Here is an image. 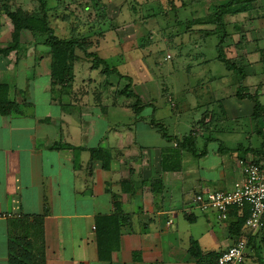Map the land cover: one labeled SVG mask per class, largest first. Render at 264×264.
I'll return each mask as SVG.
<instances>
[{"label":"crops","instance_id":"1","mask_svg":"<svg viewBox=\"0 0 264 264\" xmlns=\"http://www.w3.org/2000/svg\"><path fill=\"white\" fill-rule=\"evenodd\" d=\"M6 17L0 15V49L6 48L1 37ZM263 20L246 14L227 17L225 56L244 75L227 71V82L222 83L225 76L217 61L209 62L219 77L200 76L204 95L198 104L210 108L219 103L226 114L220 124L214 121L220 111H209L208 125L200 124L204 115L194 123L196 151L172 159L175 171L162 170V162L177 147L157 127L169 132L164 111L154 104L164 95L155 90L152 108L138 115L132 101L126 104L122 94L109 93L108 82L98 84L105 88L96 90L98 97L93 98L91 74L76 79L81 60L74 66L73 83L81 92L78 97L74 87L62 92L52 86L49 48L28 33L18 50L0 55V84L10 86V98L18 105L11 115L0 113V264H8L9 242L20 237L31 244V264H216L236 238L249 234L243 227L240 236L232 235L235 212L221 222L214 213L186 211L193 207V196L204 190H232L242 178L240 161L264 168ZM247 22L255 30L244 29ZM199 49H205L203 42ZM13 54L16 59L11 61ZM205 60L200 55L198 65L204 70L210 65ZM238 88L259 102L256 117L255 103L238 99ZM38 89L43 97L23 98L25 91ZM176 108L180 111L171 110L172 117L182 115L183 108ZM218 127H223L222 135L227 133L221 137L228 136L229 146L211 137ZM169 136L182 140L188 135ZM114 215L119 228L109 226L112 239L100 258L98 220ZM252 238L243 264H264L259 248L264 249V239Z\"/></svg>","mask_w":264,"mask_h":264},{"label":"rangeland","instance_id":"2","mask_svg":"<svg viewBox=\"0 0 264 264\" xmlns=\"http://www.w3.org/2000/svg\"><path fill=\"white\" fill-rule=\"evenodd\" d=\"M45 1L48 24L53 28L55 35L64 40H78L90 50H95L98 57L107 61L110 67H115L123 76H130L133 80L130 88L140 98L139 104L142 103L147 105L148 108H152L154 91L156 90L157 93L164 95V98L154 100V104L164 111L165 121L169 127V135H191L194 123L198 122L203 115L200 123H203V125L212 123L211 118L208 117L210 112L220 111L221 116L216 117L215 115L214 121H219L224 116L221 114L222 110L219 103L215 107L208 108V104H198L199 100H197V98L200 99L204 95L199 85L200 76L201 79L205 76L209 80V73H212L213 77L218 78L216 69L219 67V72L225 76L222 83L227 82L228 79L227 70L219 62L216 63L217 67L209 63L210 65H207L205 70L201 68L202 65H198L201 54L206 55V59H212L218 54L215 49V44L218 42L217 38L212 36L205 39V49H199L202 43L195 40V38L194 40L198 43L189 38L188 42L185 36L181 40L180 31L186 29V24L189 21L205 20L216 7L226 4L229 0ZM5 6L11 11L19 10L23 14H32L40 11L41 2L39 0H0L1 16H7ZM250 16H256L255 12H252ZM235 20L231 19V21ZM10 22L9 19L3 22L4 30L1 37L5 41L4 46L6 48L13 45V28ZM259 24L264 27V20L260 21ZM253 25L247 22L244 29L255 30ZM188 27L190 28V26ZM259 38H261V35H259ZM36 40L43 45L46 43V39L41 37ZM76 52L79 55V60L82 61L76 68V79L89 78L91 74L90 77L94 82L93 98L98 97L96 90L99 89L100 93L105 88L104 85L98 87L100 82L109 83V93L121 94L128 81L118 75H104L101 71L92 70L91 60L85 57V54L80 50L77 49ZM13 56L11 61L16 59L15 54ZM214 66L216 67L215 72H213ZM209 67L211 68L210 71L208 70ZM219 80L216 82H219ZM147 81L151 83L147 84ZM212 83V81L209 83V87L213 86ZM38 85L43 86V81H39ZM77 85L72 86V88L74 87L78 97L82 87L77 88ZM37 91L38 93L25 91L22 94L23 98L43 97L40 90ZM213 91L210 92V97H213ZM120 98L126 104L132 101V106L136 107L137 98L133 97L131 100H127L123 96H120ZM205 98H208V96ZM211 101L213 103L212 98ZM92 104L94 106V101H92ZM198 105L201 107L197 108ZM220 105L224 107L223 103ZM175 107H181V110L183 108L180 117H172L171 110L180 111L179 108L175 109ZM121 119L127 120L128 117H122ZM155 119H158V117H155ZM177 125L179 129H176ZM222 128L218 127V131L212 133L211 137L223 142L224 147L229 146L228 136L223 137L224 139L221 137L227 135V133L222 135L223 132L220 131ZM199 143L202 146L201 142ZM215 145L216 143H213L210 146L212 148ZM256 236L264 239V233L262 232ZM259 248L262 250L261 253L264 254L263 247L260 246Z\"/></svg>","mask_w":264,"mask_h":264},{"label":"trees","instance_id":"3","mask_svg":"<svg viewBox=\"0 0 264 264\" xmlns=\"http://www.w3.org/2000/svg\"><path fill=\"white\" fill-rule=\"evenodd\" d=\"M41 2V9L39 12L28 14L22 13L19 10L11 11L6 6L5 14L13 25L12 33V43L13 45L9 48L0 49V55L8 56L13 51L19 49L22 41V35L24 33L31 34L34 39L44 38L46 39L45 46L49 48V53L51 55V78L52 86H60L61 91L64 92L67 89H71L75 81L74 66L79 62V55L76 50H80L85 54V57L91 60L92 70L101 71L104 75H118L122 79L128 81L127 86L121 92L123 96L131 99L133 97L136 99V107L131 106L134 112L138 115L148 106L144 104H139L140 98L131 90L132 78L130 76H123L115 67H110L108 62L102 60L98 57L95 50H90L84 44L78 40H64L55 35L53 28L48 24V14L46 13V1L39 0ZM95 2V0H90ZM87 8V7H86ZM98 9V8H97ZM264 0H229L226 4H222L216 7L213 12L204 20L189 21L186 24V29L184 28L181 32L180 39L182 40L185 36L186 40L189 42L188 38L195 41L198 40L200 43H204L205 39L210 37H216L218 42L215 44V49L217 55L212 57V59H206L205 62L209 63L212 60L220 62L227 71L232 72L236 76H243L244 72L236 64L232 63L225 56L224 45L228 42L230 34L227 30L229 23L227 22V17L236 16L239 14H246L250 16L252 12H255L256 16H264ZM190 26V28L188 27ZM196 26L195 28H193ZM236 31L240 30V26L236 25L234 28ZM195 31V33H194ZM195 38V40H194ZM198 41H195L198 43ZM202 55V54H201ZM206 57V55H204ZM242 88H238L236 92V97L238 99H249L254 106V117L257 116V111L260 110V104L257 99L249 94H242ZM17 103L10 98V86L8 84H0V113L3 116L11 115L17 108ZM225 111L222 110V115H225ZM222 119L219 120V124ZM203 125V123H200ZM162 132L163 138L168 141H176L177 147L173 152L169 153L168 159L162 162V170L175 171L171 164H173L172 159H180L181 153L183 151H189L195 153V134L184 136L182 140H176V138L168 135L167 129L163 125L157 126ZM96 157H103L102 152L99 155L95 152ZM104 161V168H108V163ZM230 212H235V221L232 223L231 233L234 236H240L245 224L246 219L249 215V208L246 206L243 211L238 209H232ZM98 234H97V245L99 257L102 258L107 245L111 242V235L108 230L109 226L119 228L118 216L102 217L98 220ZM252 238V237H251ZM250 238V241H251ZM249 241V244H250ZM31 244L26 237L16 238L9 242V260L8 264H31V254L29 252ZM217 264V263H216Z\"/></svg>","mask_w":264,"mask_h":264},{"label":"built area","instance_id":"4","mask_svg":"<svg viewBox=\"0 0 264 264\" xmlns=\"http://www.w3.org/2000/svg\"><path fill=\"white\" fill-rule=\"evenodd\" d=\"M242 178L229 191L204 190L193 196V210L202 213H214L217 220L227 222L232 209L248 206L249 215L244 228L249 234L236 238L226 250L221 252L217 264H243L250 238L264 231V168L248 161H240ZM172 223V221H169Z\"/></svg>","mask_w":264,"mask_h":264}]
</instances>
